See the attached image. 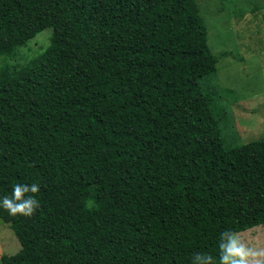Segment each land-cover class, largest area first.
I'll list each match as a JSON object with an SVG mask.
<instances>
[{"label":"trees","instance_id":"16d2710c","mask_svg":"<svg viewBox=\"0 0 264 264\" xmlns=\"http://www.w3.org/2000/svg\"><path fill=\"white\" fill-rule=\"evenodd\" d=\"M46 29L0 71V199L36 183L41 205L0 208L1 264H219L221 232L264 225V137L225 142L197 0H0V57Z\"/></svg>","mask_w":264,"mask_h":264},{"label":"rangeland","instance_id":"374dc122","mask_svg":"<svg viewBox=\"0 0 264 264\" xmlns=\"http://www.w3.org/2000/svg\"><path fill=\"white\" fill-rule=\"evenodd\" d=\"M208 30V45L217 58V71L208 81L217 90L214 112H227L228 128L223 137L228 146L246 144L264 137V0H197ZM46 29L27 46L0 57L6 64H24L49 45ZM23 56V59H21ZM8 99L0 101V117L18 115ZM3 123V122H1ZM250 247L264 249V225L240 233ZM21 249L13 230L0 219V264L4 255Z\"/></svg>","mask_w":264,"mask_h":264},{"label":"clouds","instance_id":"9594fccd","mask_svg":"<svg viewBox=\"0 0 264 264\" xmlns=\"http://www.w3.org/2000/svg\"><path fill=\"white\" fill-rule=\"evenodd\" d=\"M40 186L32 184H16L13 186L11 196L0 199V208L9 215L32 217L41 207L36 198ZM219 264H264V249L250 247L243 241L238 232L225 230L220 233L218 244ZM191 264H217L211 253L194 252Z\"/></svg>","mask_w":264,"mask_h":264}]
</instances>
